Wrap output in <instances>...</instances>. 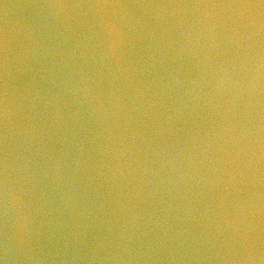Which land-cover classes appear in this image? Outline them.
I'll use <instances>...</instances> for the list:
<instances>
[{
  "label": "water",
  "instance_id": "water-1",
  "mask_svg": "<svg viewBox=\"0 0 264 264\" xmlns=\"http://www.w3.org/2000/svg\"><path fill=\"white\" fill-rule=\"evenodd\" d=\"M0 264H264V0H0Z\"/></svg>",
  "mask_w": 264,
  "mask_h": 264
}]
</instances>
